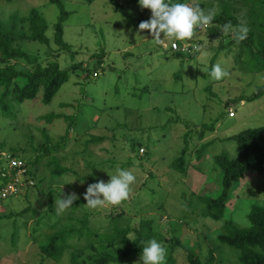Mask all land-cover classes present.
Instances as JSON below:
<instances>
[{
	"label": "rangeland",
	"instance_id": "374dc122",
	"mask_svg": "<svg viewBox=\"0 0 264 264\" xmlns=\"http://www.w3.org/2000/svg\"><path fill=\"white\" fill-rule=\"evenodd\" d=\"M61 1L71 12L64 28V40L72 49L59 54H56L59 46L53 39V21L58 15L56 6L50 5L49 0L0 1L3 20L11 13L22 15L35 8L50 23L47 32L50 46L26 43L23 50L40 57L45 64L52 59L64 70L72 65L80 66L79 74H71L50 105L30 102L19 109L18 121L14 122L18 129L6 125L7 119L0 117V159L8 155L10 147L27 149L28 155L32 153L31 149L42 141L43 127H50L52 139L59 140L65 132L64 122L55 119L47 126L41 116L51 112L68 115L77 112L78 134L71 135L57 157L64 166H73L82 176L90 177L79 181L73 178L72 172L67 173L63 179L58 178L69 184L67 186L53 179L48 168H39L37 179L47 178L43 187L48 188L50 180L52 185L78 194L83 201L77 209L69 207L59 214L55 204L58 218L44 215L49 209L48 193L39 196L37 189L29 192L28 197L0 201V216L17 215L27 207L33 209L13 219L0 217V264H74L73 248L66 249L56 262L44 259L39 246L47 242L45 232L50 224L61 218L60 224L64 225L72 211L73 217L80 219L85 214L84 208L91 215L90 226L95 230L104 227L113 218L111 215L120 211L124 214L121 220H130L133 227L144 219L153 220L158 231L166 235L171 230L168 226L172 227L181 234L182 243L198 254L202 262L212 250L214 264H241L238 252L220 245L216 236L227 221L247 226L251 206L264 207V175L247 172L234 183L231 200L219 222L204 217L206 205L199 198L219 194L220 170L214 157L224 154L230 159H239L235 136L264 127V90L257 93L264 86V72L254 73L248 68L256 63V56L248 54L239 59L233 52H220L215 64L229 75L216 81L208 75L216 46L202 45L199 55L193 58H190L193 54L184 53V61L173 57L164 50L174 40L161 34L157 42L148 30H139L115 11L113 2H118L135 17L147 21L151 15L149 10L141 9L132 0ZM195 2L203 3L213 13L220 8L217 0H186L190 7ZM195 37L198 38L192 37V41L204 39V43L209 38L202 28ZM161 43L164 50L160 48ZM101 49L105 57L101 67L95 70L99 59L92 57ZM0 65L5 64L0 62ZM82 68H87L84 72L91 75L99 72V76L85 80ZM63 103H74V107L65 109L61 107ZM231 110L234 118L229 117ZM91 136L105 139L88 144V151L81 153ZM1 144L5 145L3 149ZM139 144L146 150L145 156H141ZM185 150L186 160H191L186 176L176 168L177 158ZM1 163L5 166L7 161L4 159ZM117 168L129 170L136 177L128 198L116 206H87L84 199L87 187L98 180L107 182ZM39 217L44 220L37 227ZM165 248L166 264H189L182 247L173 252L168 244ZM95 255L88 250L78 256V261ZM139 260L140 257L135 262Z\"/></svg>",
	"mask_w": 264,
	"mask_h": 264
},
{
	"label": "trees",
	"instance_id": "16d2710c",
	"mask_svg": "<svg viewBox=\"0 0 264 264\" xmlns=\"http://www.w3.org/2000/svg\"><path fill=\"white\" fill-rule=\"evenodd\" d=\"M1 1V0H0ZM12 1V0H6ZM92 3L93 0H84ZM134 4L138 5L137 0H132ZM220 8L214 13L206 9L203 3L195 2L193 7H199L205 12H211L213 21L209 25L202 28L208 34L207 43L204 39L200 41H192L198 33V29L194 30L193 36L184 42L179 41L180 50L174 51L169 45L168 48H163L161 43L160 48L166 53H171L173 57L182 59L184 61L183 51L181 49L184 45L189 44V55L193 54L190 58L199 55L202 45L216 46L213 50L214 55L211 60V66L215 64L220 52H225L238 57L239 59L252 54L255 57L256 63L249 68L254 73L264 72V0H217ZM171 2L186 3V0H171ZM50 5H54L58 9V15L53 21V39L59 46L60 51L70 52L72 47L64 40V28L71 12L67 11L61 0H49ZM115 11L123 15L135 26L140 22L146 21L132 15L128 9L121 3L113 2ZM150 13V10H149ZM151 14V13H150ZM244 24L248 27L246 38L243 40H236L232 33L238 31V25ZM50 28V23L44 16L35 8H32L26 14H19L14 12L8 15V19L0 18V62L5 64L0 65V117L7 119L9 123L6 125L18 129V125L14 122L18 121V113L23 105L35 102L42 103L43 105H50L60 89L66 84L73 72L79 74L78 69L80 66L72 65L69 69H61L58 62L50 59L48 63L41 61L40 57L31 55L23 50V44L38 43L49 47L51 38L48 37L47 32ZM223 28V30H222ZM193 38V39H194ZM217 40V41H215ZM217 42V45L214 43ZM197 48H193L194 46ZM200 48V49H199ZM102 50V49H101ZM55 53V52H54ZM52 54L55 57V54ZM96 57L99 59L98 66L95 65V70L101 67L105 52L99 51L94 53L92 59ZM189 58V59H190ZM24 63V65H21ZM88 68V67H87ZM85 68L84 70H86ZM84 78L98 77L99 72H84ZM210 72V71H209ZM208 72V73H209ZM97 76H94V74ZM264 90V86L259 88L258 91ZM61 107L71 109L74 103H63ZM62 120L65 124V132L54 141L50 136V127H43L41 130L42 141L37 147H33L32 153L27 154V149L10 147L8 154L17 157L25 162L27 173L25 174L27 180H24L22 175L21 183L18 193L15 196L3 199L0 196V201L8 200L11 198H18L21 196L28 197L29 192L37 189L39 196L47 195L49 198V209L44 215H55V204L59 199L60 191L61 197L67 194H75L77 199L73 201L71 207L73 210L77 209V205L83 201L79 195L70 192V190L60 189V185H52L49 180L48 188L43 187L45 177L37 179L39 168L42 166L50 170L53 179L58 180L60 183L67 173H73V178L79 181L86 180L90 175L82 176L73 166H64L57 154L65 148L69 142L71 135L77 136L78 117L77 112L72 115L63 113H47L41 116L42 122L50 126L54 120ZM13 122L14 124L10 123ZM77 124V125H76ZM33 137V136H32ZM31 137V141H33ZM105 139L103 136H91L86 141V148L80 151L81 153L87 152V145L101 142ZM237 148L239 151V159H230L224 154H219L214 157L217 168L220 170L219 179L221 180V188L217 196H200V202L204 203L206 212L204 217L210 218L215 222H219L224 218L225 210L231 200L232 187L244 176L247 172L256 173L259 176L264 175V127L258 129L245 130L235 136ZM4 144H1L2 149ZM143 149L146 155V150L139 144V152ZM140 154V153H139ZM186 150L182 156L177 158L176 168L180 173L186 176L188 168L191 166V160L187 161L185 158ZM3 157V156H2ZM1 158V156H0ZM198 158V157H196ZM3 160V159H2ZM0 159V167L3 165ZM186 162L188 165H186ZM131 165V163H129ZM58 178H62L61 180ZM29 180L34 181L33 186H26ZM7 178L0 176V188L5 187ZM67 186L66 182H64ZM235 183V184H234ZM83 204V203H82ZM27 207L24 212L17 215L12 213L6 215L8 219H13L15 216H22L28 211ZM85 214L82 218L75 219L71 213L66 217L67 221L61 225V218L48 226V230L44 233L47 242L42 243L39 248L44 259H52L59 262L64 251L69 248L74 249L71 254V260L74 264H139L135 262L140 257L141 247H143L147 240L156 239L158 242H163V246L168 244V247L173 252L176 248L182 247L185 251L186 260L189 264H214L215 255L211 250L205 262L200 260L198 254L185 246L181 241V234L176 232L175 229L168 226L170 234L166 235L158 231L157 226L153 220H141L135 227L132 226L130 220H121L124 214L120 211L111 215V220L107 224L98 229L90 226V214L84 208ZM38 214V213H37ZM42 215V214H38ZM5 215L0 217L4 218ZM37 220L38 225H42L44 217H39ZM249 224L247 226H240L232 221L225 222L222 227L218 229L217 241L220 245L227 246L231 251L237 254L238 261L241 264H264V207L253 205L250 208L247 216ZM45 227L47 224H44ZM36 227V228H37ZM35 228V229H36ZM34 229V230H35ZM132 235V238H131ZM43 238V235L41 239ZM15 241V236H13ZM80 241V242H79ZM91 250L95 252V257L85 258L79 262V255H84L86 251ZM172 258V257H171Z\"/></svg>",
	"mask_w": 264,
	"mask_h": 264
},
{
	"label": "clouds",
	"instance_id": "9594fccd",
	"mask_svg": "<svg viewBox=\"0 0 264 264\" xmlns=\"http://www.w3.org/2000/svg\"><path fill=\"white\" fill-rule=\"evenodd\" d=\"M141 9L150 10V18L138 25L139 30H148L152 37L160 41L167 37L174 41H187L194 30L204 28L213 21L211 12H205L199 7H190L186 3L171 2V0H137ZM248 27L244 24L238 25V31L232 33L236 40L246 38ZM208 75L216 81H220L229 75L228 71L219 64H213ZM17 158V157H16ZM109 175V174H108ZM109 180L104 182L98 180L90 184L84 193L86 205L90 208L103 207L105 205L116 206L125 201L130 193V187L134 184L136 177L129 170L117 168L115 174L109 175ZM77 197L75 194H67L56 201L57 213H63L71 207ZM167 251L162 243L156 239L147 240L141 247L139 264H166Z\"/></svg>",
	"mask_w": 264,
	"mask_h": 264
},
{
	"label": "built area",
	"instance_id": "2783aa9c",
	"mask_svg": "<svg viewBox=\"0 0 264 264\" xmlns=\"http://www.w3.org/2000/svg\"><path fill=\"white\" fill-rule=\"evenodd\" d=\"M170 46L174 51L180 50V45L177 42H172ZM188 47L189 44L184 45L181 51H183V53L189 54ZM193 48L195 49L197 48V46L195 45ZM94 76H97V74L95 73ZM234 116L235 114L231 110L229 112V117L234 118ZM143 151V149L140 150L141 154L144 153ZM2 159H5L7 161V164L0 167V176L1 178H7L8 183L5 187L0 188V196L3 199H7L9 197L15 196L18 193L19 186H22L24 184L21 183L22 175H24V180H27V177L25 175L27 173V168L25 167V162L23 160L13 157L9 154H5V157H3ZM25 185L33 186L34 181L29 180Z\"/></svg>",
	"mask_w": 264,
	"mask_h": 264
}]
</instances>
